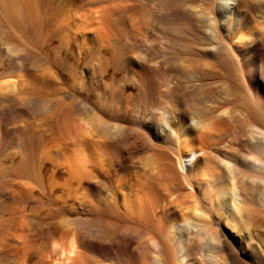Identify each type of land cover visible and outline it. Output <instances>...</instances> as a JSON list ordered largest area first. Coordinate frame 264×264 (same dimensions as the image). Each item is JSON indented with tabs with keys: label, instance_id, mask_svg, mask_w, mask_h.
I'll return each instance as SVG.
<instances>
[{
	"label": "bare ground",
	"instance_id": "bare-ground-1",
	"mask_svg": "<svg viewBox=\"0 0 264 264\" xmlns=\"http://www.w3.org/2000/svg\"><path fill=\"white\" fill-rule=\"evenodd\" d=\"M199 1L0 0V264H264V0Z\"/></svg>",
	"mask_w": 264,
	"mask_h": 264
},
{
	"label": "rangeland",
	"instance_id": "rangeland-1",
	"mask_svg": "<svg viewBox=\"0 0 264 264\" xmlns=\"http://www.w3.org/2000/svg\"><path fill=\"white\" fill-rule=\"evenodd\" d=\"M201 2V3H200ZM197 3H199L200 5L202 4V3H205V1L203 2V0H200L199 2H197ZM204 6V5H203ZM144 32V31H143ZM142 31H141V33H143ZM145 33V32H144ZM152 33L151 32H149V34H147V36L150 38V39H153L154 38V36H153V34L151 35ZM127 116H128V118H130V116L132 117V111L131 110H129L128 111V114H127ZM160 144H163V143H161V142H159ZM213 224V223H212ZM208 226V230H209V232H210V234H212L213 232V230L216 228L215 226H214V224H213V226L210 224V226L209 225H207ZM207 228V227H206ZM205 237H206V239H207V241L208 240H211L210 239V235L208 234V235H205ZM209 242H211V241H209Z\"/></svg>",
	"mask_w": 264,
	"mask_h": 264
}]
</instances>
